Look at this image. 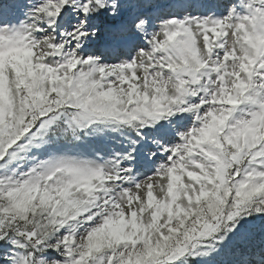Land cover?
I'll use <instances>...</instances> for the list:
<instances>
[{
    "label": "snow or ice",
    "instance_id": "snow-or-ice-1",
    "mask_svg": "<svg viewBox=\"0 0 264 264\" xmlns=\"http://www.w3.org/2000/svg\"><path fill=\"white\" fill-rule=\"evenodd\" d=\"M0 264H264V0H0Z\"/></svg>",
    "mask_w": 264,
    "mask_h": 264
}]
</instances>
